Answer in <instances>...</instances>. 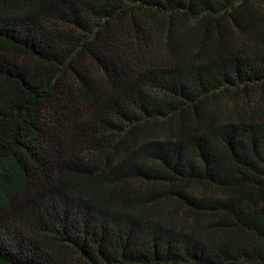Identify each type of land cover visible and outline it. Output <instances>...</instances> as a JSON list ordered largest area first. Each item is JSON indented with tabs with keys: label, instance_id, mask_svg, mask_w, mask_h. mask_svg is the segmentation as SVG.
<instances>
[{
	"label": "trees",
	"instance_id": "obj_1",
	"mask_svg": "<svg viewBox=\"0 0 264 264\" xmlns=\"http://www.w3.org/2000/svg\"><path fill=\"white\" fill-rule=\"evenodd\" d=\"M0 264H264V0H0Z\"/></svg>",
	"mask_w": 264,
	"mask_h": 264
},
{
	"label": "rangeland",
	"instance_id": "obj_2",
	"mask_svg": "<svg viewBox=\"0 0 264 264\" xmlns=\"http://www.w3.org/2000/svg\"><path fill=\"white\" fill-rule=\"evenodd\" d=\"M261 86L252 85L249 86L247 92L239 96V103L245 104V102L251 107L258 103L262 96ZM236 100V99H235ZM243 101V102H242ZM209 195L213 196L218 194L215 190L210 191Z\"/></svg>",
	"mask_w": 264,
	"mask_h": 264
}]
</instances>
